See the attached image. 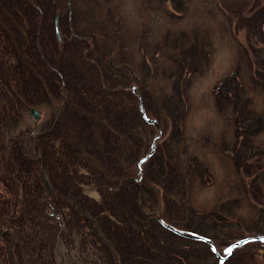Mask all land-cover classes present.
<instances>
[{
	"label": "rangeland",
	"instance_id": "obj_1",
	"mask_svg": "<svg viewBox=\"0 0 264 264\" xmlns=\"http://www.w3.org/2000/svg\"><path fill=\"white\" fill-rule=\"evenodd\" d=\"M69 8V28L79 30L76 36L91 35L104 47L115 42L118 50L114 49L112 54L114 61L131 70L133 75V78H124L125 82L128 80L126 87L130 88L127 92L135 93L138 109L142 110L148 124L142 126L143 158L130 162L123 159V155L119 156L126 173L132 174L137 168L141 171V163L144 171L148 159L163 156V166L174 169L171 185L164 188L158 183L161 179L154 169L153 177L137 175L145 181L140 191L145 190L148 200L156 198L152 203L161 207L153 210V218H161L164 226L174 228L170 226L171 218L165 221V214H169L170 208L175 209L174 212L181 208L175 198L180 203L182 192L188 220L197 226L183 223L182 226L198 231L174 228L190 239H173L172 244L163 242L157 248L162 247L164 252L166 248L175 250L182 255V250L198 248L209 253L207 264H264V121L246 132L236 125L237 118L238 123L242 119L255 123L264 115V0H70ZM77 11L81 16L77 17ZM58 18L56 15L55 27ZM55 29L61 38L59 25ZM4 86L9 88L8 84ZM75 95V99L81 100L92 96L85 88H80ZM65 98L71 97L68 94ZM102 98L88 100L92 107H87V102H78L83 109L81 115L88 112L86 110L89 112L85 118L75 115L77 130L78 123L81 126L87 119L93 128L98 129L95 125L98 122L100 127L103 125L99 118H90L97 109L93 104L101 108ZM65 102L59 94L50 95L43 103L31 105L26 116L13 112L14 121L3 122L5 127L0 130V142L5 148L3 155L8 156L6 153L11 146L20 156L26 150L31 160L39 152L25 141L26 131L40 135L51 130L50 120L57 117L58 139L61 140L55 147L60 153L56 160L61 159L64 164L56 172L61 181L54 182L52 177L50 182L39 180L38 188L29 179L24 182V169L22 179H17L19 163L8 164L9 182H0V196L9 203L0 206V210H5L0 213V227L8 225L11 234L4 233L0 243V264H151L149 257L148 261H143L138 254L129 255L125 245L129 241L118 233L132 224H120L110 216L119 213L112 211L113 207H105L103 212L94 207L103 203L99 183H107L106 189L119 186L125 190L130 186L125 188L117 183L113 187L114 182H110L113 180L104 181L107 178L102 175L97 181L86 180L84 176L78 178L86 174L82 173L85 169L76 168L74 172L65 162L67 153H63L62 147L68 142L62 131L72 132L70 124L58 119L65 112ZM35 107L37 117L31 110ZM115 113L108 115L116 118ZM3 119L11 121V118ZM116 136L119 135L115 132L109 133L113 145L118 140ZM80 137L88 141L86 134L81 133ZM101 137L108 139L106 134ZM75 138L82 157L92 152L89 143L83 146L77 135ZM119 143L122 146L123 140ZM97 148L93 147L95 151ZM33 151L36 153H31ZM85 158L84 161L80 157L76 165L98 170L94 158ZM37 160L34 165L39 170ZM96 163L102 164L98 159ZM3 178L6 177L0 179ZM10 185L12 188L8 190ZM52 190L54 195L49 194ZM81 194L94 202L86 199L80 204ZM49 200L53 202L50 206ZM177 204L179 207H175ZM38 206H42L40 210L44 212L36 211ZM52 211H56V215H52ZM79 213L85 214L87 221L82 223ZM42 216L48 218L47 225H41ZM172 218L179 221L177 216ZM101 223L104 227L110 226L111 242L104 240L107 244L98 233ZM155 244L152 240L153 251ZM104 250L109 253L107 257L101 255ZM12 256L16 258L11 260ZM201 262L202 258L191 264Z\"/></svg>",
	"mask_w": 264,
	"mask_h": 264
},
{
	"label": "trees",
	"instance_id": "obj_2",
	"mask_svg": "<svg viewBox=\"0 0 264 264\" xmlns=\"http://www.w3.org/2000/svg\"><path fill=\"white\" fill-rule=\"evenodd\" d=\"M69 3L70 0H0V130L5 127L3 122L10 124L14 121L12 116L13 112L16 113L17 116L24 117L29 114L31 105H39L43 103L48 96L59 94L64 102H66L64 106L65 112L63 116L58 119H63L66 124H70L69 128H71L72 131L70 133H63L62 131V136L68 142V145L62 147V151L64 150L63 153H67L64 157L65 162L69 163L70 168L73 169L72 171L74 172L76 168H81V171L85 169L82 173L86 174L78 175L77 173L78 178L84 176L86 180L90 179L97 181L99 176L102 175L107 178L104 181L109 179L113 180L110 181L114 182L113 187H115L117 183H122L125 188L130 186L125 190L119 186H116L114 189H106L104 187L107 183H99L97 187L100 193L102 192L101 200L103 203L94 206L100 208L101 212L105 211V207H113L112 211L119 213L117 215H112L110 213V216L117 219L120 224H132L129 229L119 230L118 232L126 237L125 241H129V244L125 243L130 252L129 255L132 253L138 254L143 261H148L149 257L153 264H191L192 261L201 258V264H207L206 262L210 257L209 253H205L198 248L192 249L191 251L182 250L183 255L175 250H168L166 248L164 252L162 247L160 249L157 248V246L163 242L172 244L173 239H190L179 234L176 230H173L174 228L183 231L185 228L189 231H198L192 227L190 229V226L196 228L197 226L194 225L192 220H188L187 210L182 204V202L186 200L184 195L181 194L182 192L180 193V203L179 200L175 198V201H178L177 203L181 208L177 204L175 207H179L178 210L174 212L175 209L170 208L169 214H165V221H167V218H171L173 221L170 222V226L174 228H167L164 226L161 218H153V210L161 207H156L154 203H152L153 200L156 201V198L152 197L151 194L149 196L152 197V200H148L145 190H143V192L140 191L141 188L144 189L145 181L138 179L137 175L144 176V178L145 176L153 177L154 169V172H159L161 180H158V183L164 188L171 185L170 180L173 179L174 169L163 166V163H161L163 156L160 155L159 158L148 159L147 161L149 162L144 166V171L141 163V171L137 168L136 172H132V174H130V172L126 173L124 164H121V161H119L120 155H123V159L130 162H138L143 158L141 157L143 138L142 126L148 124V121L144 118L142 110L138 109L135 93L127 92L130 88L126 87L128 80L125 82L124 78L128 76H132L131 78H133L131 70L125 68V66H118L113 59L112 54H114V49L118 50L115 42H112V46L107 45L104 47L103 43H98L90 34V37L82 36L78 38L76 34L80 33L79 30L77 29V31H75L69 28L68 22H71ZM76 14L77 17L78 15L81 16L78 11ZM56 15L59 16L58 25L61 38L58 37L55 29ZM75 20L76 18H74L73 22ZM91 34L93 33L91 32ZM88 59L89 61H87ZM4 84H8L9 88H4ZM80 88L89 89L90 96L92 95L90 97L91 100L92 97L95 99L97 96H103L102 102H99L101 108L94 103L93 106L97 107V109L95 112H92V116L90 115V118L92 117L93 120L97 118L101 120V124H103L101 127L99 126V122L95 124L100 132L95 130L97 129L96 127L93 128V124L90 123L88 119L86 123H81V126H79L78 123L79 128L78 130L76 129L77 121L74 120L75 115L77 118H85L89 112V110H86L88 112L84 111L81 115L80 111L83 109L81 108V103L78 104V102H85V104L87 102L88 104H86V106L92 107L91 103L88 102L90 99H82V101L81 99L74 98V96H76L75 92L80 91ZM68 94L71 97L69 99L65 98ZM14 102L18 104L14 106ZM109 112H117L114 114L116 118L109 117ZM3 118H11V121L8 122ZM56 118L57 117H55L53 121L52 119L50 120L51 124L49 128L51 130L45 131L40 135H31L30 130L26 131L25 141L31 144V146L35 148V151L39 152L36 157L31 160H29L26 150L24 154L20 156L16 153V149L11 146H9L10 152L6 153L8 156L3 155L5 154V148L4 144L0 142V163H2L0 164V176L3 175V177H6L0 179V182H9L7 179L9 173L8 164L17 163H19V167H21L20 170H17L19 176H22V172H25L24 176H26V178L22 176L24 182H26L25 179H29L36 188L39 186L38 181L34 180L36 177L43 183H45V180L50 182L49 179L51 177L54 182L62 180L61 177L56 174V172L61 170V164H64L61 159H59L58 162L56 160L60 153L55 147L61 140L58 139L60 132L59 123H56ZM19 119L18 117V121ZM236 121L237 127L239 126L238 129L240 131L244 129L246 132V129L249 130L251 126L255 127L260 124L261 121H264V115L262 114V116L258 117L255 123L253 120L247 122L244 119H242V122L240 120L238 123V118ZM73 122H75L74 127ZM7 123L6 126L9 125ZM101 130L104 131V134H98L101 133ZM110 132H115L119 135L116 136L118 140L114 142V145L113 141L109 138ZM81 133L82 136L86 134L88 137L87 142L83 140V137H80ZM1 134L0 131V136ZM105 134L108 139H103L101 137L105 136ZM76 135L80 138V142L83 146L89 143V148L93 153L90 151L91 153H85L83 157L80 155L79 143L75 138ZM119 140H123L122 146H120ZM93 147L98 148L95 151ZM31 153L36 152L33 151ZM99 155H101L104 160L101 159V157L99 158ZM88 156L94 158L93 161L98 165V170H94L92 167L87 169L84 166L78 167L76 165V161L80 159V157L85 161V157ZM4 157L5 159H1ZM39 158H41V161ZM97 159L102 164L96 163ZM36 160L39 170L35 169L34 164ZM3 167H5L4 170ZM22 169L26 170L24 171ZM48 172H52V174ZM128 177L129 179H127ZM17 179L19 178L17 177ZM71 183H73V180ZM11 185L8 190L12 188L13 185ZM35 191L40 192L41 189H35ZM49 194L54 195L55 192L52 190ZM177 194H179V192ZM80 196L83 198V200H79L80 204L85 203L86 199L90 200L89 198H91L84 194ZM0 198V206H7L9 203L8 200L4 199L3 196H0ZM19 199H21V197ZM164 199L167 203L168 199L166 196ZM51 204H53V202L49 200L48 205L50 206ZM41 208L42 206H38L36 211L44 212L40 210ZM4 211L5 210H0V213ZM107 212L109 211L106 210V213ZM52 215H56V211H52ZM78 216L79 219L83 218V220H80L82 223L87 221L85 214L82 215L79 213ZM174 216H177V220L179 221H175V219L172 218ZM42 217L44 221L41 222V225L43 223L47 225L48 222L46 221L48 218L46 220L45 216ZM190 217H192V214ZM3 218H7V216ZM95 219H98V217H95ZM104 219L107 221L109 220V218L106 217H104ZM106 220L102 221L106 222ZM181 220L183 222H181ZM109 222L112 223L113 220ZM88 223L92 225V223ZM142 223H144L143 228ZM183 223H188L190 226L184 227L182 226ZM2 226L3 225L0 227V243L3 241L4 233L11 234V228H9L8 225L5 227ZM17 228H19V226H17ZM139 228L141 231H139ZM98 229V233H101L103 235L101 237H104L102 238L103 241L106 240L107 242H111L109 238L111 234L110 231H108L110 226L107 225L104 227L103 223H101ZM9 239L10 235L8 236V240ZM152 240L156 241L154 245L155 251L152 250ZM106 241L104 242L107 244ZM143 245H145V248L142 249ZM142 253L145 254L142 255ZM108 254L106 250L101 253V255L106 257ZM81 257H83V255ZM5 258L6 256H4V260ZM15 258L16 256H12L11 260ZM56 260L58 261L57 258ZM138 261L139 260H137V262ZM138 264H140V262H138Z\"/></svg>",
	"mask_w": 264,
	"mask_h": 264
},
{
	"label": "water",
	"instance_id": "obj_3",
	"mask_svg": "<svg viewBox=\"0 0 264 264\" xmlns=\"http://www.w3.org/2000/svg\"><path fill=\"white\" fill-rule=\"evenodd\" d=\"M57 22H58V21H57ZM56 27H57V29H58V23H57ZM31 110H32V113H33L36 117L39 115V113H38V111H37L36 108H32Z\"/></svg>",
	"mask_w": 264,
	"mask_h": 264
},
{
	"label": "bare ground",
	"instance_id": "obj_4",
	"mask_svg": "<svg viewBox=\"0 0 264 264\" xmlns=\"http://www.w3.org/2000/svg\"><path fill=\"white\" fill-rule=\"evenodd\" d=\"M36 108V107H35ZM37 109V108H36ZM29 112H30V110H29ZM55 171V170H54ZM16 175H18V178H21L22 176H19V173H16ZM1 177H3V175H1L0 176V178ZM34 180H36V181H39L40 179L38 178V177H36V178H34ZM6 225H3L2 227H5ZM2 247H0V249H1Z\"/></svg>",
	"mask_w": 264,
	"mask_h": 264
}]
</instances>
